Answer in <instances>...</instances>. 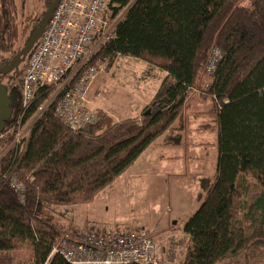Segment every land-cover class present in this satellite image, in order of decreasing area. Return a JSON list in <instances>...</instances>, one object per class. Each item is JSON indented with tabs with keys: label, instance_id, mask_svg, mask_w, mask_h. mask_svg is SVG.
Listing matches in <instances>:
<instances>
[{
	"label": "trees",
	"instance_id": "obj_1",
	"mask_svg": "<svg viewBox=\"0 0 264 264\" xmlns=\"http://www.w3.org/2000/svg\"><path fill=\"white\" fill-rule=\"evenodd\" d=\"M52 1L44 0L41 12L35 9L23 17L16 0H0V68L27 44ZM111 4L113 17L120 18L113 38L98 49L95 59L106 60L109 68L118 57L138 59L162 71L164 78L138 118L117 122L95 110L96 123L74 130L55 116L71 85L59 91L41 86L32 102L23 106L19 75L24 70L18 67H26L38 41L13 72L0 74L12 109L0 135V264H13L21 245L29 248L23 264H69L52 253L53 247L63 235L80 232L84 225L65 228L57 216L91 203L157 140L163 147L181 146L191 102L209 98V113L218 130L215 174L212 181L199 179L204 197L184 224V256L177 257L173 246L182 242L173 237L159 263L222 264L251 241L262 245L264 0H111ZM213 49L220 58L207 73ZM197 85L201 93L194 94ZM29 124L28 133L14 143L19 130ZM11 179L19 191L10 187Z\"/></svg>",
	"mask_w": 264,
	"mask_h": 264
},
{
	"label": "rangeland",
	"instance_id": "obj_2",
	"mask_svg": "<svg viewBox=\"0 0 264 264\" xmlns=\"http://www.w3.org/2000/svg\"><path fill=\"white\" fill-rule=\"evenodd\" d=\"M43 1L16 0L19 9L24 10L23 17L35 9L41 12ZM1 25L0 16V28ZM98 61L99 58L95 62L100 64ZM104 63L107 67L101 69L102 65L98 66L100 74L91 84L89 95L117 122L138 118L163 80V72L134 58L118 57L110 68L107 61ZM18 68L24 70L25 65ZM19 79L22 88L21 74ZM193 93H201L198 85ZM86 101L88 103L87 94ZM211 106L210 98L192 101L186 113L181 146L163 147L161 140H157L91 203L63 210L65 218L58 215L57 222L65 228H81L85 223H95L110 232L145 228L157 244L161 257L168 243L173 245L174 240L170 239H179L182 245H175L173 249L182 259L187 241L184 224L198 210L204 197L199 179L210 178L212 181L215 174L218 130L213 113H209ZM28 129L29 125L24 126L19 134H27ZM28 250L26 245H21L13 264H23ZM222 264H264V243L254 246L251 241L244 251Z\"/></svg>",
	"mask_w": 264,
	"mask_h": 264
},
{
	"label": "built area",
	"instance_id": "obj_3",
	"mask_svg": "<svg viewBox=\"0 0 264 264\" xmlns=\"http://www.w3.org/2000/svg\"><path fill=\"white\" fill-rule=\"evenodd\" d=\"M111 5V0H59L22 73L23 106L32 102L41 86H55L59 91L71 85L55 116L74 130L98 121L95 110L87 105L86 94L100 74L98 66L107 67L106 60L99 59L97 64L95 56L113 38L120 18L113 17ZM219 58L220 52L213 49L207 73L214 71ZM45 105L38 108L39 114ZM20 136L17 134L14 143ZM10 187L20 190L14 179ZM52 253L60 254L69 264H160L158 246L145 228L110 232L95 223H85L80 232L63 235Z\"/></svg>",
	"mask_w": 264,
	"mask_h": 264
},
{
	"label": "water",
	"instance_id": "obj_4",
	"mask_svg": "<svg viewBox=\"0 0 264 264\" xmlns=\"http://www.w3.org/2000/svg\"><path fill=\"white\" fill-rule=\"evenodd\" d=\"M59 0H53L47 10L45 11L42 19L40 20L38 26L33 31L27 44L22 48V50L14 56V58L9 62V64L0 68V74H10L13 72L24 60L25 56L33 49L36 42L39 40L41 34L43 33L46 25L52 17V14L58 4ZM11 100L9 99L5 86L0 84V135L4 130V123L11 118Z\"/></svg>",
	"mask_w": 264,
	"mask_h": 264
},
{
	"label": "crops",
	"instance_id": "obj_5",
	"mask_svg": "<svg viewBox=\"0 0 264 264\" xmlns=\"http://www.w3.org/2000/svg\"><path fill=\"white\" fill-rule=\"evenodd\" d=\"M164 74V73H163ZM165 75V74H164ZM91 88L92 87H90L89 88V90L87 91V100H88V103H87V105L89 106V108H91V109H96V110H102L103 112H105V113H107L108 114V112L107 111H105V110H103L101 107H99V105L94 101V98L92 97V96H90L89 95V93H90V90H91ZM155 94V93H154ZM153 97V96H152ZM151 97V98H152ZM109 115V114H108ZM110 116V115H109ZM129 119H131V118H129Z\"/></svg>",
	"mask_w": 264,
	"mask_h": 264
}]
</instances>
